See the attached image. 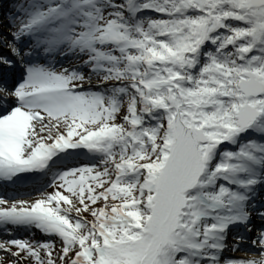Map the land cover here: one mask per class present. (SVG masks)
<instances>
[{"label": "snow or ice", "instance_id": "obj_1", "mask_svg": "<svg viewBox=\"0 0 264 264\" xmlns=\"http://www.w3.org/2000/svg\"><path fill=\"white\" fill-rule=\"evenodd\" d=\"M0 234V264H264V0H8Z\"/></svg>", "mask_w": 264, "mask_h": 264}, {"label": "bare ground", "instance_id": "obj_2", "mask_svg": "<svg viewBox=\"0 0 264 264\" xmlns=\"http://www.w3.org/2000/svg\"><path fill=\"white\" fill-rule=\"evenodd\" d=\"M6 7H7V6L5 5V3H2V4L0 5V12H3V11L5 10Z\"/></svg>", "mask_w": 264, "mask_h": 264}, {"label": "rangeland", "instance_id": "obj_3", "mask_svg": "<svg viewBox=\"0 0 264 264\" xmlns=\"http://www.w3.org/2000/svg\"><path fill=\"white\" fill-rule=\"evenodd\" d=\"M6 6H8V5H6ZM3 13V12H2ZM0 18H2V14L0 13ZM229 254V253H228Z\"/></svg>", "mask_w": 264, "mask_h": 264}]
</instances>
